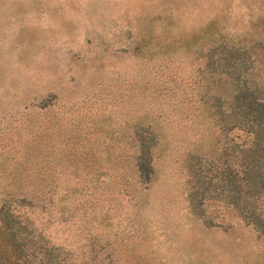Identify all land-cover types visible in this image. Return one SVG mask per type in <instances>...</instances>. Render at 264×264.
<instances>
[{
  "label": "rangeland",
  "instance_id": "374dc122",
  "mask_svg": "<svg viewBox=\"0 0 264 264\" xmlns=\"http://www.w3.org/2000/svg\"><path fill=\"white\" fill-rule=\"evenodd\" d=\"M263 26L264 0H0V190L37 192L29 217L71 264H264V237L226 199L189 209L186 152L213 129L192 133L191 101L146 189L133 127L150 52L217 31L250 43ZM190 68L176 78L192 100Z\"/></svg>",
  "mask_w": 264,
  "mask_h": 264
},
{
  "label": "trees",
  "instance_id": "16d2710c",
  "mask_svg": "<svg viewBox=\"0 0 264 264\" xmlns=\"http://www.w3.org/2000/svg\"><path fill=\"white\" fill-rule=\"evenodd\" d=\"M253 32L250 43L223 41L217 31L203 35L205 41L183 36L177 43H162L150 52V90L145 92L146 87L140 85L137 100L133 98L138 110L144 111L133 126L134 171L146 189L154 177V148L183 131L187 113L183 102L191 101L192 133H198L203 124L213 129L205 136V148L201 150L198 141L186 152L185 166L194 178L188 192L189 209L202 211L201 198L212 191L264 237V209L258 203L264 197V26ZM182 62L191 66L192 100L190 95L182 96L184 88L176 78ZM143 101L150 104L149 113ZM203 155L207 162L201 164ZM36 200L33 190H0V264H71L29 217Z\"/></svg>",
  "mask_w": 264,
  "mask_h": 264
}]
</instances>
